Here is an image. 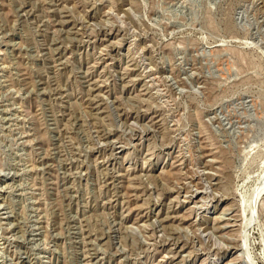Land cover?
<instances>
[{"label": "rangeland", "instance_id": "obj_1", "mask_svg": "<svg viewBox=\"0 0 264 264\" xmlns=\"http://www.w3.org/2000/svg\"><path fill=\"white\" fill-rule=\"evenodd\" d=\"M0 264H264V0H0Z\"/></svg>", "mask_w": 264, "mask_h": 264}]
</instances>
